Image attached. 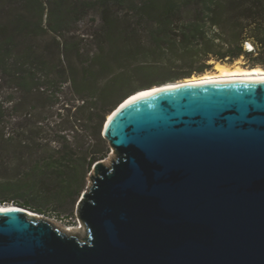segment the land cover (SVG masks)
Segmentation results:
<instances>
[{"label":"water","instance_id":"95a60500","mask_svg":"<svg viewBox=\"0 0 264 264\" xmlns=\"http://www.w3.org/2000/svg\"><path fill=\"white\" fill-rule=\"evenodd\" d=\"M131 96L105 121L116 156L79 200L85 233L8 203L0 264H264V78Z\"/></svg>","mask_w":264,"mask_h":264},{"label":"trees","instance_id":"16d2710c","mask_svg":"<svg viewBox=\"0 0 264 264\" xmlns=\"http://www.w3.org/2000/svg\"><path fill=\"white\" fill-rule=\"evenodd\" d=\"M95 7L97 49L79 64L80 42L57 37ZM240 59L264 67V0H0V88L36 97L42 90L49 106L34 105L9 131L0 129V203L72 213L88 169L102 158L96 141L106 117L132 74L148 88ZM168 67L176 75L161 81ZM67 83L82 103L56 107ZM8 100V107L0 101V121L20 110L14 96Z\"/></svg>","mask_w":264,"mask_h":264},{"label":"rangeland","instance_id":"374dc122","mask_svg":"<svg viewBox=\"0 0 264 264\" xmlns=\"http://www.w3.org/2000/svg\"><path fill=\"white\" fill-rule=\"evenodd\" d=\"M83 1L94 2L96 0H83ZM101 24H102V19H101V15L99 12V8L95 7L92 10H90L87 15L79 18L78 21H76V23L74 24L75 26H74L73 32L68 33L66 36L65 35L58 36L57 39L63 42L65 37L68 36L69 39H74L80 42L81 50L79 51L78 54H74L73 59L78 61L79 64L83 63L85 59L87 58L89 52H94L97 49L96 40L94 38V30L97 25H101ZM49 39L51 40L52 37L48 36V40ZM47 55L50 56L49 54ZM246 64H248V61H246L245 59H240L239 61H236L235 63L230 64V65L233 67L236 65H241L243 67L249 68ZM214 66L212 67L211 71L215 70ZM256 67H262V66H256ZM172 69H173L172 67L171 68L168 67V68H165L163 71H160L161 73L160 75L162 79L161 81H167L169 79V75H176L174 70L171 72ZM138 75L139 73H134L130 76L132 77L131 81L125 84L124 95H123L124 97L122 98L121 101H123L127 96H129L133 92L139 89H142V88L144 89V87H147V85H149L148 84L149 82L147 80L142 79ZM154 85H157V84H154ZM42 93L45 94L42 90L37 92L38 97L40 96L39 98L36 96H25L21 90L13 88V86H10L9 84L3 83V87L0 88V101H4V103L8 107L10 105V103L8 102L9 97L14 96V99L19 101L18 106L20 107V110L12 111L8 109L4 120L1 119L0 121V129H3V127L5 128V125H7L6 130L9 131L10 127L13 126L11 121H18L19 119H21L25 115V112L31 109V107H33L34 105H37L41 108L48 109L49 108L48 102L43 98V96H41L43 95ZM115 93L119 94V92H115ZM60 94H61L60 102L57 104L56 107H59L63 105L64 103L66 107H72L74 105H79L82 103V101L78 99V96L72 91L71 86L68 83L63 86V93H60ZM110 113L107 115L106 120L110 116ZM45 115H46L45 113L41 114V116H45ZM49 118L52 121V119H55V116L54 117L50 116ZM50 119L48 120L46 119V121L43 122L44 123L43 125L46 126V124L50 122L49 121ZM48 125H52V123ZM48 133L50 136L52 135V131L48 130ZM70 133L72 134L73 132L70 131ZM102 136H103V130H102ZM96 142H99L98 148H100L103 151L102 158L98 160L104 161L103 162L104 164L109 165L112 162L113 158H115L116 156V153L114 154L115 152L114 148L110 145L109 141L105 139V137L104 139H100L99 141H96ZM95 171L96 170L93 164L87 171V179L85 182V186L81 190L77 198V201L75 203L72 213L65 214V215H59L52 211H48L45 213H40L36 211H33V212L42 214L52 224L62 227V228L79 225L81 222L78 217L79 200L82 197V194L90 187L92 183V175L95 173ZM84 233H85V229H83L82 234Z\"/></svg>","mask_w":264,"mask_h":264},{"label":"bare ground","instance_id":"6f19581e","mask_svg":"<svg viewBox=\"0 0 264 264\" xmlns=\"http://www.w3.org/2000/svg\"><path fill=\"white\" fill-rule=\"evenodd\" d=\"M213 71L209 70L201 74H194L191 77L187 78H182V79H177L174 81L162 83V84H157L148 88L140 89L136 91V93H132L131 98L129 99H134V97H139L140 95H144L146 93H150L154 90L161 89L164 87H171L173 85H185V84H192V83H197V82H203V81H218V80H246V79H263L264 78V67H243L241 65H236V66H231L228 63L224 62H217L214 66ZM112 112L110 113V116L107 118L109 119L112 115ZM116 151L114 152V154ZM113 154V155H114ZM104 162V161H102ZM12 204H0V209H8L11 207ZM31 213L37 217H42L45 218L42 214L35 213L31 211ZM59 227V226H58ZM62 228V227H61ZM65 231H68L70 233H82L84 229V225L82 222H80L79 225L76 226H70V227H65L62 228Z\"/></svg>","mask_w":264,"mask_h":264},{"label":"snow or ice","instance_id":"6c2138e0","mask_svg":"<svg viewBox=\"0 0 264 264\" xmlns=\"http://www.w3.org/2000/svg\"><path fill=\"white\" fill-rule=\"evenodd\" d=\"M143 95V94H142Z\"/></svg>","mask_w":264,"mask_h":264}]
</instances>
